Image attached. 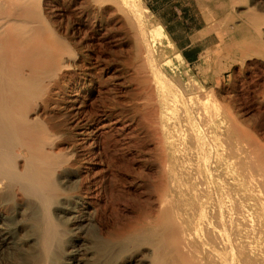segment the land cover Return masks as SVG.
Returning a JSON list of instances; mask_svg holds the SVG:
<instances>
[{
  "label": "bare ground",
  "instance_id": "1",
  "mask_svg": "<svg viewBox=\"0 0 264 264\" xmlns=\"http://www.w3.org/2000/svg\"><path fill=\"white\" fill-rule=\"evenodd\" d=\"M235 1L244 103L171 79L141 0H0V264H264V2Z\"/></svg>",
  "mask_w": 264,
  "mask_h": 264
},
{
  "label": "crops",
  "instance_id": "2",
  "mask_svg": "<svg viewBox=\"0 0 264 264\" xmlns=\"http://www.w3.org/2000/svg\"><path fill=\"white\" fill-rule=\"evenodd\" d=\"M184 62L196 66L215 46L211 28L232 11V0H147Z\"/></svg>",
  "mask_w": 264,
  "mask_h": 264
},
{
  "label": "rangeland",
  "instance_id": "3",
  "mask_svg": "<svg viewBox=\"0 0 264 264\" xmlns=\"http://www.w3.org/2000/svg\"><path fill=\"white\" fill-rule=\"evenodd\" d=\"M145 7H149L152 10L150 3L147 0H141ZM264 2V0H262ZM235 0H232V11L229 15L234 16V24L249 23L248 19H244L237 13L238 9H242V6H235ZM228 15V16H229ZM227 16V17H228ZM227 18L216 21L211 28L217 33L215 37V46L196 66H191L181 59L176 49L170 47L167 43L163 44L166 59L170 61L171 71L164 70L165 73L173 79V76H181L182 80L189 83L194 81H200L207 85V87L214 86L215 84L227 85L231 81L236 84L239 91V102H246L244 96L246 89L252 85V66L249 60L242 61L240 54L233 55L234 46L231 43L230 35L225 34L222 30V24ZM235 37H238L239 33L236 31L233 33ZM232 53L235 60H230L229 56ZM215 78V81L212 79ZM248 87V88H247ZM246 90V91H245ZM243 91H245L243 93ZM113 251L116 247H112ZM106 256L98 254L95 257L89 258L86 264H100L106 261Z\"/></svg>",
  "mask_w": 264,
  "mask_h": 264
}]
</instances>
